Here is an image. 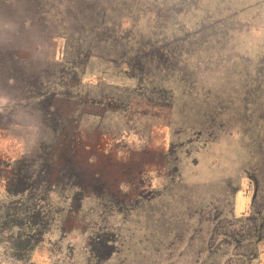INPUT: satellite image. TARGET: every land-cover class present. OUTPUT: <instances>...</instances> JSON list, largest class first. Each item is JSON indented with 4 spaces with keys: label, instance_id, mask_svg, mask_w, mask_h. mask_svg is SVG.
I'll return each mask as SVG.
<instances>
[{
    "label": "rangeland",
    "instance_id": "rangeland-1",
    "mask_svg": "<svg viewBox=\"0 0 264 264\" xmlns=\"http://www.w3.org/2000/svg\"><path fill=\"white\" fill-rule=\"evenodd\" d=\"M83 4L123 19L113 50L139 69L107 42L98 60L74 54ZM42 20L32 54L56 64L22 80L41 84L69 125L49 122L50 97L31 104L26 85L0 79V264H264V181L257 194L259 166L236 120L264 112V0H0V45ZM154 42L170 69L154 63ZM155 78L168 91L155 95ZM251 89L262 96L245 104ZM74 128L88 145L102 135L115 156L106 174L131 167L137 197L113 201L67 180ZM238 194L251 201L245 214Z\"/></svg>",
    "mask_w": 264,
    "mask_h": 264
},
{
    "label": "trees",
    "instance_id": "trees-1",
    "mask_svg": "<svg viewBox=\"0 0 264 264\" xmlns=\"http://www.w3.org/2000/svg\"><path fill=\"white\" fill-rule=\"evenodd\" d=\"M28 5L26 7L29 8V11L30 9L33 10L31 2H29ZM80 10H82L83 13L85 12L84 14H80L82 15V19H80L78 23L81 22V27H77L76 31L72 34L74 36H78L79 39L78 41L72 39L70 40L71 44L74 45L75 43L76 45L74 54L78 56H84V59L86 60H98V57H96L93 49L96 50L99 45L107 42V45L111 44L109 47H112L109 53L112 54L111 56L116 55L115 57L117 59L118 54L120 53H116L113 50V46H118V43L122 41V38L120 37L121 33L119 32V30L121 31L123 28V19L118 21L119 25L114 24L111 20L105 21V17L103 16V14L101 12L94 13L92 6H90L89 4H83L82 6L75 9V12L78 13L80 12ZM71 20L74 22L76 21L73 19ZM27 24H29L28 28H26L27 30H25V27L23 26V34L22 32H19V35H17L18 37L15 35L13 36L14 39H5V42H7V44L4 46L0 45L2 47H0V79L2 80V83L7 86L10 83H16L22 85V87L24 88L26 85L27 88L34 92V96L29 97V101L32 102L31 104H34V102L37 101L40 103L41 100L45 99L46 97H50V101L41 102L43 104L42 106L44 107L43 108L41 106V110H45L44 112L47 116L54 117L53 119L55 121H49L50 123H54L52 125L53 127L63 129L66 123L67 125H69L67 122L68 120L66 118L64 119L60 117V114L58 113L59 111H57V109L53 105V96H49V94H47V92L43 90L42 85L39 83L37 87H33V82L29 80L28 76L26 81L22 80V73H28L32 70V68L36 67L37 69H39V71L41 70V73L43 74L42 69H45L48 64H56L53 58L49 59V57L47 58L46 56H44L43 59L39 56L34 58L33 56L35 54H32V52L35 53L38 50L35 49V51L32 48V45L34 44L32 38L33 31L36 32L35 35H37V33L43 34L44 30L47 29V23L43 22L42 20V22L38 21L36 25H34L31 21H28ZM115 29H117L118 32H116ZM24 31H27V33L24 34ZM107 32L109 34V37L106 38ZM111 34L116 35V37H111ZM63 38H65L66 42L68 41L66 37ZM65 44V46L67 47V43ZM128 44L131 43L128 41ZM22 45L27 46V50L29 53L26 52V54H24V52L18 50V47H21ZM152 46L160 49V51L158 50V52H156V55L153 58V61L157 65L158 69H170L173 66L171 60L172 58L170 57V54L165 50V47H162L163 44L161 42H154ZM150 47L151 46H148V48ZM122 50L123 51L121 57L117 59L116 62H122V64L126 66L127 69L129 68L133 70L132 67H135V69H139V63L136 62V60L134 61V59H131L130 61V59L128 58V54L130 53L125 48H122ZM145 54H148L147 50L145 51ZM26 62L32 63L35 66H30L29 64L26 65ZM26 68H28V70ZM140 69H143V67H141ZM136 72L141 75L144 71L136 70ZM4 74L8 75L6 77H3ZM154 80L155 81L153 82H160L152 84L153 91L155 90V95H158L157 91H159V93H162V90L168 91L161 85L162 80H158L156 78ZM109 86L112 90L115 89L116 91H118L117 86ZM242 96L243 103L248 104L250 100L255 99L256 101V96L261 97L262 95L257 94L256 90L254 91L251 89L247 91L246 94H242ZM236 118V120L239 121V124L246 126L245 131H243V133L241 134L245 135L252 144V155L254 156L259 166L257 167V169H254V172L249 174L252 181L255 183L256 193L258 194L260 181H264V132L260 131V127H262L261 124L264 125V112L256 115V111H250V116L238 115L236 116ZM72 121H74V125L78 127L77 118ZM69 123L71 124V122ZM72 130L74 133L72 134L73 139L71 141L72 145L70 146L71 154L69 156L67 166V169L69 170L67 172H70V175H68L69 177L67 178V180H75V184L82 192L90 189L95 191V193L99 195L107 194L109 199L113 201H125L126 198L128 200L132 197H137L136 195L132 194L135 191L137 184L134 182L135 174L133 173V169L131 167L122 168L120 170V174H106L105 171L107 169V165H105V163L110 159H114L115 156H113L111 152L105 150V140L103 141L102 135L95 136L97 142L96 144L92 145L90 143L88 145L87 143L85 144V142L82 141L80 137V131L77 130V128H74ZM109 139H112V141H114V138L109 137ZM64 158L63 160H65ZM113 167L115 168L116 166ZM113 167L108 168L112 170L114 169Z\"/></svg>",
    "mask_w": 264,
    "mask_h": 264
},
{
    "label": "crops",
    "instance_id": "crops-1",
    "mask_svg": "<svg viewBox=\"0 0 264 264\" xmlns=\"http://www.w3.org/2000/svg\"><path fill=\"white\" fill-rule=\"evenodd\" d=\"M24 18H20L22 20ZM22 26V23L20 24V27ZM25 27V25H24ZM251 205V201L249 198L244 194H238L235 198V212L237 214H245V212L248 210V207Z\"/></svg>",
    "mask_w": 264,
    "mask_h": 264
}]
</instances>
